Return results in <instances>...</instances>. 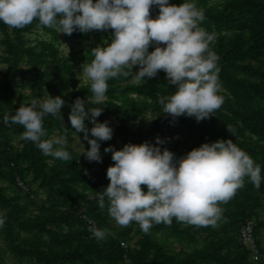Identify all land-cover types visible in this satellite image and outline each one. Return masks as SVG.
<instances>
[{"label": "trees", "instance_id": "trees-1", "mask_svg": "<svg viewBox=\"0 0 264 264\" xmlns=\"http://www.w3.org/2000/svg\"><path fill=\"white\" fill-rule=\"evenodd\" d=\"M194 2L205 13L201 27L214 36L210 46L219 56L225 103L209 119L197 122L195 117L180 116L173 121L159 103L174 92L163 71L142 82H136L134 75L109 80L105 103L89 105L103 107L97 120H107L113 128L112 139L100 141L101 163L87 161L80 155L84 148L76 150L70 144L78 135L89 147L83 133L74 132L68 116L69 105L77 97L87 100L92 95L78 75V64L93 59L92 48L110 40L111 30L76 31L69 36L35 21L23 29L0 22L4 65L0 72V212L7 216L0 228V264H8L6 255L12 264H264V0ZM158 12L151 9L153 17ZM65 40L85 41L79 57L62 50ZM46 94L61 95L67 102L61 110L65 127L51 115L44 127L47 138L66 135L70 161L44 155L31 141L21 139L22 126L4 123L6 113L14 114L19 106ZM85 123L93 126L88 119ZM227 126L235 129V135ZM157 137L164 140L160 147L178 158L202 143L232 139L260 165V187L245 178L235 196L220 205L224 211L218 227L185 225L173 218L170 226L154 225L148 234L135 222L122 228L108 216L106 198L105 209L99 208L97 200L109 183L106 170L113 163L111 152L104 149L145 141L156 144ZM90 222L107 229L104 241H97L88 230ZM249 222L258 249L255 259L242 236Z\"/></svg>", "mask_w": 264, "mask_h": 264}, {"label": "clouds", "instance_id": "clouds-1", "mask_svg": "<svg viewBox=\"0 0 264 264\" xmlns=\"http://www.w3.org/2000/svg\"><path fill=\"white\" fill-rule=\"evenodd\" d=\"M154 7L159 9L155 17L151 15ZM204 20V10L194 0L179 4L170 0H0V22L9 28L23 29L35 21L69 36L76 31L111 30L110 40L92 48L93 59L82 64L92 95L87 100L77 97L69 105L74 132L83 133L89 144L80 155L97 163L102 162L100 141L111 140L113 128L107 120H97L103 107L89 105L105 103L109 80L134 75L136 82H142L163 71L174 92L159 103L162 113L173 121L180 116L195 117L197 122L209 119L225 103L219 56L210 46L214 36L201 27ZM66 103L63 96L48 94L19 106L14 114L6 113L3 120L22 126L21 139L31 141L44 155L70 161L66 135L47 138L44 127L49 115L65 127L61 110ZM227 130L235 135L231 126ZM163 143L157 137L156 144L145 141L104 149L111 152L113 163L106 170L109 183L98 192L97 200L100 209H105L107 200L108 216L116 225L126 228L135 222L145 234L154 225L170 226L173 218L185 225L218 227L224 211L220 205L235 196L245 178L256 189L260 187V165L232 139L202 143L179 158L162 149ZM6 221V213L0 212V228ZM88 230L97 241L107 238V229L91 222Z\"/></svg>", "mask_w": 264, "mask_h": 264}, {"label": "rangeland", "instance_id": "rangeland-1", "mask_svg": "<svg viewBox=\"0 0 264 264\" xmlns=\"http://www.w3.org/2000/svg\"><path fill=\"white\" fill-rule=\"evenodd\" d=\"M85 43V41H83L82 44H79L78 42H76L75 40H65L62 42L61 44V48L62 50L65 52V53H68L70 51H73V52H76V56L79 57L80 56V53H78V50L81 48V46ZM4 65L2 63H0V72L1 70L3 69ZM82 71V66H81V63L78 64V68H77V72H78V75L79 77L81 78V81L82 82H87V78L86 76L83 75V73L81 72ZM50 95V94H49ZM48 94H46L44 97H42L41 99L47 97ZM150 124L149 121H146L145 122V125L148 126ZM78 137L77 135L74 137V139L70 142V144L72 146H74V148L76 150H82L84 148V144L80 138ZM18 140V138L14 139V142H16ZM137 238V237H136ZM135 238V239H136ZM263 245H264V239H263ZM6 262L8 264H12L13 263V259L9 256V255H6Z\"/></svg>", "mask_w": 264, "mask_h": 264}, {"label": "built area", "instance_id": "built-area-1", "mask_svg": "<svg viewBox=\"0 0 264 264\" xmlns=\"http://www.w3.org/2000/svg\"><path fill=\"white\" fill-rule=\"evenodd\" d=\"M242 236H243V242L249 245L252 250L251 258L255 259L258 255V249L256 248L253 242L251 222L245 225L244 228L242 229Z\"/></svg>", "mask_w": 264, "mask_h": 264}]
</instances>
